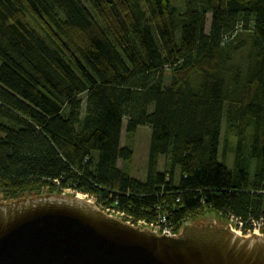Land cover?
I'll use <instances>...</instances> for the list:
<instances>
[{"label": "trees", "instance_id": "trees-1", "mask_svg": "<svg viewBox=\"0 0 264 264\" xmlns=\"http://www.w3.org/2000/svg\"><path fill=\"white\" fill-rule=\"evenodd\" d=\"M253 22L264 0H0V204L72 190L176 227L206 213L264 220ZM144 126L141 181L119 165L134 157L123 132Z\"/></svg>", "mask_w": 264, "mask_h": 264}, {"label": "water", "instance_id": "water-1", "mask_svg": "<svg viewBox=\"0 0 264 264\" xmlns=\"http://www.w3.org/2000/svg\"><path fill=\"white\" fill-rule=\"evenodd\" d=\"M0 264H264V237L206 221L160 236L80 195H42L0 204Z\"/></svg>", "mask_w": 264, "mask_h": 264}, {"label": "rangeland", "instance_id": "rangeland-1", "mask_svg": "<svg viewBox=\"0 0 264 264\" xmlns=\"http://www.w3.org/2000/svg\"><path fill=\"white\" fill-rule=\"evenodd\" d=\"M180 3V2H179ZM88 7L92 10L91 6L88 4ZM211 23V16H209L208 19V30L209 26ZM250 31L255 36L256 38V47L259 50V52L263 53L264 52V23H257L253 22L250 25ZM7 71H9L13 76L17 77L14 73H12L8 68L4 67ZM166 74V83H169L170 81V70L166 69L165 71ZM150 137H151V131L149 127H140L138 130L137 134L134 136L128 137L125 133L123 132V145L131 146L134 149V157L131 161L127 162L126 165L120 162V167L124 169L126 172H128L132 177L139 179L141 181H145L147 178V173H148V159H149V150H150ZM233 143V142H232ZM229 165L230 167L232 166V161L233 157L229 156ZM172 168L173 169V177L176 180L179 179V174H180V169L177 165H173V162L170 158L168 157H161L159 160V171H166V169ZM69 193H75L72 190H66L65 194ZM78 195H84V194H78ZM88 199L92 201V203L100 210H102V207L100 203L97 201L95 197L85 195ZM205 222L206 223H211L215 222L217 225L225 226L226 228H231L236 232H244L247 237H253L255 234H253V229H251V232L249 229L243 227H239L236 225V222L234 220L231 221H224L221 217H215L214 214L212 213H206L202 218H199L196 222ZM195 221L189 219L187 220V224H194L196 223ZM264 229V224L259 228V234L258 236L264 237L263 233Z\"/></svg>", "mask_w": 264, "mask_h": 264}, {"label": "built area", "instance_id": "built-area-1", "mask_svg": "<svg viewBox=\"0 0 264 264\" xmlns=\"http://www.w3.org/2000/svg\"><path fill=\"white\" fill-rule=\"evenodd\" d=\"M104 212L111 217L117 218L119 220H122L124 222L129 223L132 226L140 227L142 229H148L151 230L158 235H165L169 237H177L180 234L181 229L186 225L187 220H185L179 227H176L173 223L169 221V217L167 215H159L156 219L148 221L146 219L143 220H136L132 216H127L124 212L117 211L112 208H104ZM239 227H243L242 222H238ZM264 224V220H261L259 222H254L253 227V234L258 235L259 234V228ZM251 229L249 231L251 232Z\"/></svg>", "mask_w": 264, "mask_h": 264}, {"label": "bare ground", "instance_id": "bare-ground-1", "mask_svg": "<svg viewBox=\"0 0 264 264\" xmlns=\"http://www.w3.org/2000/svg\"><path fill=\"white\" fill-rule=\"evenodd\" d=\"M81 198L88 199L85 195H80ZM92 202V201H91ZM239 235L243 237H247V235L244 232H238Z\"/></svg>", "mask_w": 264, "mask_h": 264}]
</instances>
